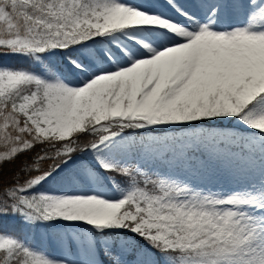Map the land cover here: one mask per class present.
I'll list each match as a JSON object with an SVG mask.
<instances>
[{"label": "snow or ice", "instance_id": "snow-or-ice-1", "mask_svg": "<svg viewBox=\"0 0 264 264\" xmlns=\"http://www.w3.org/2000/svg\"><path fill=\"white\" fill-rule=\"evenodd\" d=\"M0 264H264V0H0Z\"/></svg>", "mask_w": 264, "mask_h": 264}, {"label": "trees", "instance_id": "trees-1", "mask_svg": "<svg viewBox=\"0 0 264 264\" xmlns=\"http://www.w3.org/2000/svg\"><path fill=\"white\" fill-rule=\"evenodd\" d=\"M12 167H14L13 165H6L5 166V171L7 172L8 171V169H10V168H12ZM14 223V222H13Z\"/></svg>", "mask_w": 264, "mask_h": 264}]
</instances>
